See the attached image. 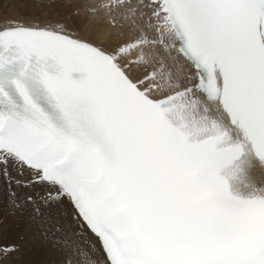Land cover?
<instances>
[{
  "label": "snow or ice",
  "instance_id": "obj_1",
  "mask_svg": "<svg viewBox=\"0 0 264 264\" xmlns=\"http://www.w3.org/2000/svg\"><path fill=\"white\" fill-rule=\"evenodd\" d=\"M34 2L0 19V210L69 264H264V0Z\"/></svg>",
  "mask_w": 264,
  "mask_h": 264
},
{
  "label": "bare ground",
  "instance_id": "obj_2",
  "mask_svg": "<svg viewBox=\"0 0 264 264\" xmlns=\"http://www.w3.org/2000/svg\"><path fill=\"white\" fill-rule=\"evenodd\" d=\"M2 1H4V3H6L8 0H0V2H2ZM15 5H17V4L10 5L9 10L11 13L9 11H7L10 14H5L2 11H0V15H2V17H0V19H6V18L11 17L14 19L45 21V20L54 18L53 16H48V19H46V18H44L43 15L37 14V12L34 11L33 8L30 6H27L29 10H24V9H21V10L17 9L16 10V9H14ZM20 7L24 8L23 5H21ZM21 14H24L25 16H21ZM81 17H82L83 23L85 25H87L89 23V14L82 11ZM94 27L100 32H103L105 30V26L102 23V21L94 22ZM81 31H82V33H85L86 29L82 28ZM3 205L5 206L4 208H6L7 211H9L8 205H7V199H5V201L3 202ZM19 213H20V215L18 217V221H20V225L18 227V230L21 232H24L26 234V236L23 237V241L21 242V240H20V244H22L24 246V249H25L26 255L25 254L24 255L26 257V261L30 264H69L71 257L68 256L67 254L61 253L60 251H58L56 249L57 246H55L53 244V242L50 238V234L49 235L45 234L46 233V227L44 225L40 224L39 218L37 217L35 219H30L27 211H24V212L19 211ZM5 217H7V219H5V221L12 220L11 219L12 217L9 216L8 213L6 214ZM22 217H23V219H22ZM15 218L16 217H14L13 220H16ZM16 222L17 221H15L12 224L9 223V227L13 231L16 230V228H15ZM5 224H8V223H4L1 225L4 226ZM2 226H0V232H2V230H4V228H1ZM1 239L2 238L0 236V242H1ZM46 246L49 249L46 248ZM16 250L17 251L15 253H19L18 248ZM10 258L11 257L6 256L5 254H0V264H15V262H13L14 260H12ZM21 261H22V259H21ZM23 262H25V261H23Z\"/></svg>",
  "mask_w": 264,
  "mask_h": 264
},
{
  "label": "rangeland",
  "instance_id": "obj_3",
  "mask_svg": "<svg viewBox=\"0 0 264 264\" xmlns=\"http://www.w3.org/2000/svg\"><path fill=\"white\" fill-rule=\"evenodd\" d=\"M12 4H17V5L14 6V9H16V10L17 9H19V10H21V9L29 10L27 6H30V7L33 8L34 11L37 12V14L43 15L44 18L48 19V16H50L49 13L47 12V10L42 8V7H38L36 5V3L34 2V0H8L6 3H4V1H2V2H0V11H2L5 14H10L11 12L9 10L10 9L9 7ZM21 5H23L24 8H21L20 7ZM7 11H9L10 13H8ZM65 15H66V13L62 14V16L59 17V18H64ZM21 16H25V15L21 14ZM0 17H2V15H0ZM5 199H4V201H5ZM4 207L5 206L3 205L2 206V210H0V226H2L1 224H4V223H8V224H5L4 226L1 227V228H4V230H2V232H0V236L2 238L0 244L12 245L15 248L14 251H11L10 253L5 254V255L8 256V257H11L10 259L14 260L13 262H15V264L16 263L17 264H23V263L24 264H30V263H28L26 261V257H25L26 254H25L24 246L22 244H20V240L22 242L23 241V237L26 236V234L24 232H21V231L18 230V227L20 225V221H18V217H19L20 213H19V211H16V213L14 215H10L9 211H7V209L4 208ZM7 213L9 214V216L12 217L11 218L12 220L5 221V219H7V217H5ZM14 217H16L15 218L16 220H13ZM22 219H23V217H22ZM13 221L14 222L17 221L16 222V227H15L16 230H14V231L9 227V223L12 224V223H14ZM17 248H18L19 253H15L17 251L16 250ZM46 248H48V247L46 246ZM20 258L22 259V261H21ZM23 261H25V262H23Z\"/></svg>",
  "mask_w": 264,
  "mask_h": 264
}]
</instances>
